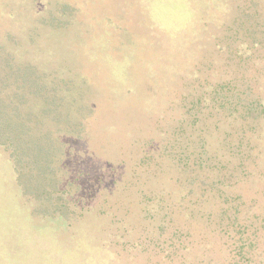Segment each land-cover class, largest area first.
Here are the masks:
<instances>
[{
    "label": "rangeland",
    "instance_id": "374dc122",
    "mask_svg": "<svg viewBox=\"0 0 264 264\" xmlns=\"http://www.w3.org/2000/svg\"><path fill=\"white\" fill-rule=\"evenodd\" d=\"M241 1L0 0L3 53L46 76L59 115L34 130L52 136L58 152L56 180L37 199L0 145V264H165L142 206L178 193L172 155L225 156L256 126L257 154L233 190L243 214L264 216V119L242 120L228 103L240 100L237 88L245 102L264 101V56L222 37L228 9ZM226 197L207 192L203 213L212 216ZM193 229L198 239L180 252L184 261L170 264L227 259L218 236Z\"/></svg>",
    "mask_w": 264,
    "mask_h": 264
},
{
    "label": "trees",
    "instance_id": "16d2710c",
    "mask_svg": "<svg viewBox=\"0 0 264 264\" xmlns=\"http://www.w3.org/2000/svg\"><path fill=\"white\" fill-rule=\"evenodd\" d=\"M228 12L221 24L222 37L227 38L223 40L241 43L232 48L235 51L243 49L244 43H248L246 51L264 56V0H242L235 11L228 9ZM218 45L222 48L220 41ZM4 47L5 44L0 41V145L11 151L18 165V179L25 185L26 191L37 199L46 191L47 185H51L49 181L56 180L57 170L53 160L58 152L52 136H43L40 131L34 130H39L48 114L59 115L54 111L55 99L44 84L46 76L32 63L16 62L10 52L3 53ZM233 91L240 100L234 104L228 102L229 108L233 106L237 113L242 111V120L248 119L249 115L254 119H264V101L252 99L245 102L241 100L238 88ZM217 93L213 88L211 94L216 101ZM242 125L245 126V123ZM255 133L257 126L256 129L242 131L237 142H234L235 138L226 137L225 141L230 144L226 143L231 145L234 142L235 147L232 146L222 157L216 150L211 154L207 150H194L193 154L181 151L172 155L170 170L179 175L175 183L178 193L169 201L156 198L152 210L145 200L142 206L144 211H152L151 225L158 232L157 240H163L156 244L161 251H166L165 264L184 261L180 252L185 250L187 242L193 244L198 239L193 235V224L210 230L227 249L228 257L220 264H262L258 259V250L260 238L263 240L264 236V216L259 219L257 215L243 214L242 204L233 190L242 178L249 176V160L257 154L256 149L250 146ZM249 155L251 158L248 160ZM207 192L219 197L226 194L225 200L228 199L212 216L203 213ZM174 211L179 212L182 218L174 220ZM172 228L173 232L167 238L166 233ZM203 249L199 248L198 252L202 253ZM203 258L204 255L198 257L197 263L214 264Z\"/></svg>",
    "mask_w": 264,
    "mask_h": 264
}]
</instances>
